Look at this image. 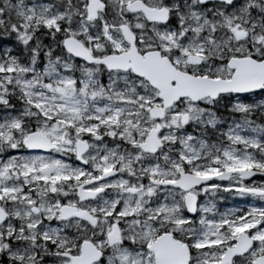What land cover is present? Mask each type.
<instances>
[{"label": "snow or ice", "instance_id": "6c2138e0", "mask_svg": "<svg viewBox=\"0 0 264 264\" xmlns=\"http://www.w3.org/2000/svg\"><path fill=\"white\" fill-rule=\"evenodd\" d=\"M13 4L0 264H264L261 0Z\"/></svg>", "mask_w": 264, "mask_h": 264}, {"label": "clouds", "instance_id": "9594fccd", "mask_svg": "<svg viewBox=\"0 0 264 264\" xmlns=\"http://www.w3.org/2000/svg\"><path fill=\"white\" fill-rule=\"evenodd\" d=\"M54 3L56 5H61L64 3V0H54ZM261 3L264 4V0H261ZM259 12L264 13V7H261L258 9ZM0 15L3 16V19H0V34H3L5 36L10 35L9 32V24L12 22V19H17L18 18L15 16L14 12V4L13 0H4V5L2 8H0ZM259 20V18H258ZM257 28L259 31H264V26H261L259 22H257ZM149 32H151V26H148ZM249 35H251V31L249 32ZM145 42L149 41H155L159 42L156 40V34H149L148 32L145 33L144 36ZM248 44H251L252 41L248 40ZM247 51L248 49H244ZM169 55H174L175 53V47L173 46L172 49L168 51ZM253 55H261L264 56V48H253ZM215 64H216V57L214 53H208L207 57H205V62L203 64L199 65H181L182 67L188 68L190 70H193L199 74V72L205 68L209 69V75L212 74V72L215 70ZM205 103L208 104L209 109L217 116V119L221 122H223L226 119L229 118H236V114L232 112H226L223 108V102H221V106L219 111H217L216 105L211 102V101H205ZM249 118L254 119L258 124L264 125V95H258L254 97V103L251 106V109L248 113ZM9 264H12V261H9Z\"/></svg>", "mask_w": 264, "mask_h": 264}]
</instances>
